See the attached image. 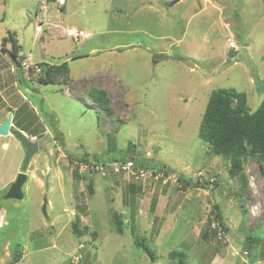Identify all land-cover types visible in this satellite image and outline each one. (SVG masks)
<instances>
[{
    "label": "rangeland",
    "instance_id": "rangeland-1",
    "mask_svg": "<svg viewBox=\"0 0 264 264\" xmlns=\"http://www.w3.org/2000/svg\"><path fill=\"white\" fill-rule=\"evenodd\" d=\"M3 42L0 264H264V156L243 186L198 136L212 91L264 96V0H0Z\"/></svg>",
    "mask_w": 264,
    "mask_h": 264
},
{
    "label": "trees",
    "instance_id": "trees-1",
    "mask_svg": "<svg viewBox=\"0 0 264 264\" xmlns=\"http://www.w3.org/2000/svg\"><path fill=\"white\" fill-rule=\"evenodd\" d=\"M15 49V43H12L11 51L16 56ZM38 63L41 65L42 73L37 77V80L41 83H55L54 76L56 74L68 73L66 62L59 65L45 61ZM63 81H66L64 76ZM102 100L106 105L104 96H102ZM8 111H11V108ZM198 136L210 145V149L216 155L229 158L230 174H237L241 184L245 186L248 182L242 167L245 156L247 154L264 156V96L257 109L252 111L247 105L245 92L237 91L234 88L212 91L199 123ZM77 219L76 216L75 221ZM121 224V220L115 218L118 233H122ZM73 227L75 232L80 233L75 224ZM134 242L139 246L143 245L145 252L151 258L155 257V253L148 246H144L142 241L141 243L138 240ZM173 254L177 255L178 251L174 250Z\"/></svg>",
    "mask_w": 264,
    "mask_h": 264
},
{
    "label": "water",
    "instance_id": "water-1",
    "mask_svg": "<svg viewBox=\"0 0 264 264\" xmlns=\"http://www.w3.org/2000/svg\"><path fill=\"white\" fill-rule=\"evenodd\" d=\"M176 0H173L175 2ZM1 54H7L11 61L19 68L21 66V63L16 59L15 55L12 53V51L7 48L6 42H3L0 48ZM236 55V51L234 49H230L228 52V57L233 58ZM166 57V56H165ZM184 62L188 66H194L195 64L193 62H190L188 60H184ZM11 121H12V112H9L7 114L6 119L0 123V135H8L11 133ZM16 138L20 141L23 148L25 149V154L22 162V168H25L28 164L30 158L32 155L38 150V143L37 142H29L27 135L24 134L22 131H16L15 132ZM27 175L25 172H19L16 179L11 183L8 192L6 194L9 198H15L20 199L23 197L22 192V185L24 184L26 180Z\"/></svg>",
    "mask_w": 264,
    "mask_h": 264
},
{
    "label": "built area",
    "instance_id": "built-area-1",
    "mask_svg": "<svg viewBox=\"0 0 264 264\" xmlns=\"http://www.w3.org/2000/svg\"><path fill=\"white\" fill-rule=\"evenodd\" d=\"M60 1V0H59ZM74 37L79 38V37H89L90 34L82 29L79 30H74ZM228 42V48H235L236 45L235 43L231 40V38H227ZM37 71H39V68H37ZM32 139H35V137H32Z\"/></svg>",
    "mask_w": 264,
    "mask_h": 264
},
{
    "label": "clouds",
    "instance_id": "clouds-1",
    "mask_svg": "<svg viewBox=\"0 0 264 264\" xmlns=\"http://www.w3.org/2000/svg\"><path fill=\"white\" fill-rule=\"evenodd\" d=\"M59 1V0H58ZM64 2V1H63ZM62 2V3H63ZM60 3V2H59ZM227 38H231V37H227ZM227 38H226V40H227ZM231 40H232V38H231ZM233 41V40H232ZM230 49H235V48H230ZM20 68V67H19ZM40 70V69H39ZM3 122V121H2ZM11 125H12V121H11ZM22 132H24V131H22ZM25 134V133H24ZM27 135V134H26ZM27 138H28V140H29V142H32L30 139H29V137H28V135H27Z\"/></svg>",
    "mask_w": 264,
    "mask_h": 264
},
{
    "label": "flooded vegetation",
    "instance_id": "flooded-vegetation-1",
    "mask_svg": "<svg viewBox=\"0 0 264 264\" xmlns=\"http://www.w3.org/2000/svg\"><path fill=\"white\" fill-rule=\"evenodd\" d=\"M13 53V52H12ZM16 66V65H15ZM17 67V66H16ZM18 68V67H17Z\"/></svg>",
    "mask_w": 264,
    "mask_h": 264
}]
</instances>
